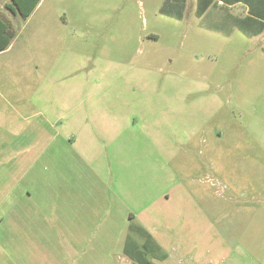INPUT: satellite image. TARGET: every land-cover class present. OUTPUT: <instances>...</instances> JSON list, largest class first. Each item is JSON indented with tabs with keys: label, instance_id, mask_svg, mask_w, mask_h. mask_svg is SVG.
I'll return each mask as SVG.
<instances>
[{
	"label": "rangeland",
	"instance_id": "1",
	"mask_svg": "<svg viewBox=\"0 0 264 264\" xmlns=\"http://www.w3.org/2000/svg\"><path fill=\"white\" fill-rule=\"evenodd\" d=\"M7 2L0 264H136L131 214L154 263L264 264L263 38L172 0Z\"/></svg>",
	"mask_w": 264,
	"mask_h": 264
},
{
	"label": "crops",
	"instance_id": "2",
	"mask_svg": "<svg viewBox=\"0 0 264 264\" xmlns=\"http://www.w3.org/2000/svg\"><path fill=\"white\" fill-rule=\"evenodd\" d=\"M10 2L11 0L7 4ZM200 2L202 5H206V9L201 15H198L197 10ZM175 8L178 10L179 16L184 15L187 8L194 10L195 15L201 18V26L215 35L230 37L237 30L247 37L263 38L264 40V0H172L169 12L175 11ZM70 119L64 121L65 135L73 131L68 128L67 122ZM75 141L73 139L72 143L75 144ZM30 146L34 147V144L32 143ZM30 146L27 145L26 147L29 149ZM48 146V143H46L44 150H47ZM27 191L28 195L32 194L30 190ZM142 224L149 230L144 223ZM157 243L162 247L161 242L157 240ZM168 259L169 255L163 258L161 262H167Z\"/></svg>",
	"mask_w": 264,
	"mask_h": 264
},
{
	"label": "trees",
	"instance_id": "3",
	"mask_svg": "<svg viewBox=\"0 0 264 264\" xmlns=\"http://www.w3.org/2000/svg\"><path fill=\"white\" fill-rule=\"evenodd\" d=\"M39 2L40 0H11V2L7 4V7L12 13H19L23 18H28L33 13ZM205 9L206 5H202L200 2L197 10L198 15H201ZM14 36L15 31L12 28L11 22L0 15V51L9 47ZM131 219L134 221H132L129 225V233L136 235L145 243L144 246L136 249L134 252H131L132 259L136 262V264H157L147 257V252L149 251L148 253L154 254L156 249H159V244H156L150 231L146 229L142 223L134 219L133 214H131ZM166 256L167 255H164L163 258Z\"/></svg>",
	"mask_w": 264,
	"mask_h": 264
}]
</instances>
